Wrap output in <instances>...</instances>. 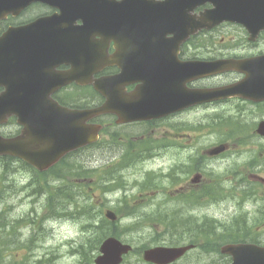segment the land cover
<instances>
[{
  "label": "rangeland",
  "instance_id": "374dc122",
  "mask_svg": "<svg viewBox=\"0 0 264 264\" xmlns=\"http://www.w3.org/2000/svg\"><path fill=\"white\" fill-rule=\"evenodd\" d=\"M216 34L223 39H235L238 35L244 37L242 31L233 26H225L221 32ZM232 106V104H224L218 107L217 111H220L224 116L229 115L230 112H235L231 108ZM213 112L212 108L208 109L209 115ZM194 114L197 117H194L193 114H184L172 121H164L160 124L155 122L151 125L143 123L121 127L114 125L106 131L100 143L69 157L63 168L68 172L66 178H70L78 168L81 171L86 170L85 173L88 174L78 173L75 175V177H86L89 184L83 187H86L87 191L81 192L80 189L73 191V196H78L76 198L78 203L84 199L91 206L89 213L86 214L75 208L76 201H74L68 206L67 204L52 206V210L57 211L59 215L51 216L48 221H45L49 215L47 213L49 207L45 208L44 205L47 194L35 191L39 183L34 177V173L32 170H25L15 165L18 171L11 167V172L6 171L5 173L7 180L5 183L8 186L4 187L6 189L0 190V213L5 211L2 214L7 222L6 226L0 228V264H94L93 258L91 262L86 261L81 254H75L73 249L79 246L81 238L89 239L91 237L90 239L94 243L97 233H95V225L92 224L100 221L102 208L105 211L112 209L117 212L121 239L132 243L136 249H140L144 245H174L189 242V235H195V229H189L186 224L176 221L175 223L171 220L174 218L168 215V205H161L167 201L166 192L172 186L169 174L172 166L175 165L184 166L182 167L183 171L179 170L177 173L179 176H184V180L181 178L182 181L189 178V173L192 170L193 175L196 172H204L206 178L209 177V174H212V177H222L221 187L226 190L232 186V182L227 179V176L230 172L234 173L233 180L238 182L237 189L233 191L234 196L229 194L227 197L228 193H223L220 198L221 202L208 204L206 220L212 219L210 228L215 237L221 241L224 239L222 231L229 228L226 235L240 233L239 237H251L264 242V226L260 221L264 218V185L251 181L248 182L250 183L248 186L241 183L252 180L250 176L253 174L264 176V167L259 165L256 154H242L244 149H251L252 143L241 139L244 135L232 134L233 132L227 128L228 126L223 125L222 128L218 121L221 117L217 120L218 122L211 124L212 119L201 118V113L195 112ZM106 120L109 121L104 118V121ZM202 120L206 126L199 124ZM248 120L250 123H254L257 117ZM189 123L191 124L189 125ZM227 124L233 123L228 121ZM240 124L242 127H237V130H244L245 123L240 122ZM220 143H228L231 152H227L228 154L224 157L214 159L208 156L201 165L195 166L206 150ZM134 145H146L149 150L143 156H151L141 157L131 163L129 167L119 171L118 175L126 186V190L117 189L106 192L104 184L107 183L109 189L118 184V179L107 177L106 172L113 169L124 158L120 155L121 149L124 151ZM261 167L263 169H260ZM1 173L2 169L0 168ZM150 175L153 176L149 177ZM18 179L21 183H12L13 180ZM41 181H48V184L53 183V180L46 179L44 176ZM25 182L30 183V186L25 185L27 188L24 187V190H21L13 198L11 195ZM151 182H154V186L162 190L161 194L140 189L146 183ZM55 183L58 184L60 181ZM61 184L64 183L61 182ZM70 185L72 184L66 183L65 187ZM89 185L90 187H88ZM21 193H26L25 197L29 194L31 199H38L40 202L26 201L23 199L25 197H21ZM253 194H259V204L262 205L260 215L255 219L253 216H255L256 205L251 202ZM125 195H127V204H123ZM155 204L158 207L157 210H154L157 208L154 206ZM132 206L135 207L132 208ZM161 208L165 210L161 211L165 215V224L149 223L141 216L131 215L133 213L131 209H138L141 213H150L153 217H157L156 215H160L158 212ZM189 213L186 211L185 216H188ZM41 216H45L42 228L34 227L33 219L36 221L37 217L39 220ZM168 217L170 220H167ZM25 219L30 223L14 221ZM136 222H140V224H135ZM89 224H91V229L90 227L86 228L87 231L84 232L83 226ZM179 230L184 231L185 239L179 236ZM87 239L84 240V243ZM93 253L95 255L98 251H93L91 248V254ZM218 256V254H208L199 250L191 252L188 258L178 264H214ZM41 260L43 261L41 262ZM123 264L145 263L141 258L132 254L126 258Z\"/></svg>",
  "mask_w": 264,
  "mask_h": 264
},
{
  "label": "flooded vegetation",
  "instance_id": "af4514ba",
  "mask_svg": "<svg viewBox=\"0 0 264 264\" xmlns=\"http://www.w3.org/2000/svg\"><path fill=\"white\" fill-rule=\"evenodd\" d=\"M119 1V0H117ZM4 5L0 8L4 12L6 7L12 4L11 0H3ZM9 3L8 5L6 4ZM212 5L206 3L195 9L196 13L206 10ZM121 10L127 9V6H120ZM15 10L13 7L9 9ZM52 16V19L47 20L52 24L53 35L48 41V48L50 50L49 60L44 61L43 50L41 47L30 46L29 49V69L35 70L40 75L60 76L69 73H78L81 76V81H85L87 76H93L94 79L117 76L122 73L118 88L121 91L122 98L126 104L132 109L125 116H139L144 112L145 107L151 108V105L156 102L159 95L154 94L152 91L159 88L161 82L173 83L175 81L187 80V86L189 89L196 88H213L224 84L233 83L244 80L246 74L241 72H226L218 75L208 76L204 78H198L196 76L202 74L201 71L197 72L191 64H186V61H198V60H215L223 59L224 57L245 59L255 58L264 64V29L260 27L255 36L257 39L252 41L249 39L251 33L242 24L237 23H223V26H233L242 31L243 36L238 35L235 39H218L213 33L220 32L222 26L212 30H202L196 36H192L180 44L179 47L173 45L168 48L171 52L164 57L161 63L159 60H153L149 62L150 53H144L143 48L137 45L138 38L128 37L127 29L121 31L122 36L120 38L112 36V32H109L105 38H100L99 43L93 44L91 47L92 39L88 34L84 37V40L90 44L86 54L77 53L78 46L76 45V29L83 25L84 19L79 16H72L65 20L63 11L57 5L49 4L42 0H27L23 7L19 8L16 12H8L4 17L0 19V39L1 37L13 27H22L30 25L40 19H46ZM253 29L256 27L252 25ZM67 31L64 36V31ZM31 34V31H29ZM6 41V40H4ZM120 44V56H115L117 51L116 43ZM232 41L236 43L231 46ZM10 42L13 43V40ZM102 43V44H101ZM102 45V46H101ZM87 49V48H86ZM88 50V49H87ZM178 51V52H177ZM100 53V55H99ZM32 55L35 56V60H32ZM177 55V57H176ZM258 67L259 71L256 78L264 83V70L260 68L259 64L254 65V68ZM160 68L166 71L164 80L160 77ZM191 78V80H189ZM51 83V82H50ZM121 83V84H120ZM259 90L264 88L263 85H258ZM3 86L0 85V92L3 90ZM151 88V94L150 90ZM117 89V87H116ZM139 90V92H138ZM61 105L71 108H89L102 104L107 97L102 96L95 88L93 83H78V81H72L69 84L62 85L55 90L53 94ZM165 97V93L163 94ZM173 97L180 98V95H174ZM198 95H193L190 92L183 94L185 101L195 100ZM237 103L238 111L240 115H245L241 118H236L239 122L245 123L244 130H237L239 135H244L242 138L245 140L253 141V152H258L264 156V137H262L257 130V126L264 120V98L262 99H249L246 97H231L225 100H213L204 103H196L193 108L204 106L212 108L213 111H217L218 106H222L226 103ZM148 104V105H147ZM191 113L190 109L175 112L169 116L154 119L151 121H141L140 119L130 120L127 124H119V116L114 113H109L104 116L95 119H89L88 123L100 122L104 124V129L111 128L114 125L128 126L130 124H143L151 125V123H162L164 121H172L178 116ZM210 115L213 122L223 120V118L217 112H213ZM217 115V116H215ZM257 117L254 123H250L248 119ZM206 116V119H209ZM221 117V118H220ZM107 118L109 121H104ZM220 118V120H218ZM218 120V121H217ZM237 127L241 128V124H237ZM23 126L18 125L16 117H11L5 124H0V135L13 137L18 135L22 131ZM252 131V132H249ZM116 136V135H114ZM259 138V139H258ZM216 146V145H215ZM88 147H91L88 146ZM229 147V144H228ZM107 151V149H105ZM149 149H141L133 147L131 149L120 150V155L136 154L137 156H143ZM177 152V151H176ZM207 153L211 152L209 149ZM231 152L230 148H227L225 152L220 154L211 155L210 158L224 157ZM243 154V153H242ZM72 156V155H71ZM208 158L206 155H202L199 158L195 166H199L203 163V160ZM182 167L175 165L172 166L169 177L172 181V188L165 198L167 201L161 205H168V215H171L174 219H187L192 215L196 219L204 220L207 217V209L204 212H198L197 209H191L188 205L194 204H214L220 201L223 194L221 182L223 180L220 176H213L209 174V177H205L204 172H197V180L192 181V174L189 173V178L184 180V176L177 175ZM183 171V170H182ZM208 174V173H207ZM228 177V176H227ZM182 178V180H181ZM264 183V180H256ZM191 189H195L191 192ZM154 192L158 194L162 193L161 189H156ZM162 208L159 210L161 213ZM186 211H189V215H186ZM164 213H162L163 215ZM183 214V215H182ZM180 215H182L180 217ZM165 216V215H164ZM91 229V224H90ZM91 238V237H90ZM89 250L91 254V241L89 244ZM42 262V261H41Z\"/></svg>",
  "mask_w": 264,
  "mask_h": 264
},
{
  "label": "water",
  "instance_id": "95a60500",
  "mask_svg": "<svg viewBox=\"0 0 264 264\" xmlns=\"http://www.w3.org/2000/svg\"><path fill=\"white\" fill-rule=\"evenodd\" d=\"M12 4L9 7L23 6L27 0H11ZM54 5L60 6L63 11L65 20L72 16L83 17L84 24L76 29V45L77 53L86 54L90 52V44L84 40V37L88 34L89 38L95 36V34H104L106 37L110 31L107 29L110 25H114V28L119 31L128 30L133 37L139 38L138 45L143 46L144 42H147L149 46V52L151 57L161 58L162 50L160 45L163 43V39L167 33H173L175 37V44L178 46L180 41L185 40L190 33L197 29L205 26H209L208 22H219L224 20L231 21H243L246 24L256 26L254 31H258L260 27H264V0H165L163 3H158L160 7H165L172 13L178 12L181 14H189L195 7L205 2L213 3L214 7L202 13L200 19L196 20L195 16L192 22L189 21L188 17H183L189 23L184 24L181 22L176 23V16L169 15L164 20H154L142 16L141 13L136 10H131V4L134 3L132 0L128 2L124 1L127 5V19L121 25H118L119 20L104 19V7L107 5V0H44ZM4 2L0 0V7ZM168 10V11H169ZM115 13V11L113 12ZM42 19L32 25L26 27L16 28L6 34V38L15 40L11 44L3 45L1 48L0 55V78L1 83L7 86V90L0 95V115H4V112L14 110L19 114L20 121L25 122L28 126L32 124L41 126V111L44 109L43 103L50 101L51 94L58 85L76 79L79 75H40L35 70L29 69V49L28 47L37 46L43 50L44 61L49 60L50 50L48 48V41L53 35L52 24ZM164 22V23H163ZM31 31V34L30 32ZM68 35L67 31H64V36ZM162 40V41H161ZM174 41H171L173 43ZM168 44V41H165ZM164 43V44H165ZM88 50H87V49ZM144 50V49H143ZM32 58V57H31ZM34 61L35 58H32ZM232 60L220 61V65H224L225 68L234 67ZM243 62H237L235 67H241L239 65ZM264 65V64H263ZM119 76L109 78L105 83L96 81V87L103 93L114 91L116 94H120L119 91L115 90V86L119 85ZM51 82V83H50ZM108 86V87H107ZM110 86V87H109ZM151 94V88H149ZM154 94L159 95L153 105L155 110L167 112L168 108L162 103L168 98V88L163 85L158 90L152 91ZM165 93V97L163 94ZM264 95V88L261 91ZM148 105V104H147ZM164 105V106H162ZM149 106V105H148ZM132 109L128 104L119 105L118 101L108 100L103 105L91 109V111H74L73 117L81 120L88 119L94 115L115 111L117 112L123 121L146 118L148 117L149 110L145 107L144 114L140 116H125ZM64 113V117L69 115ZM71 114V113H70ZM154 114H158L156 111ZM153 114V115H154ZM71 116V115H70ZM33 118V119H32ZM125 119V120H124ZM34 120V121H33ZM67 125V124H66ZM65 125V126H66ZM264 128V122L260 126ZM71 130L74 132L67 131L68 135H64V148H59L58 145H52L48 149H45L44 143L31 144L33 151L28 150L27 141L32 140L30 133L27 129L24 130L23 135L17 140H11L7 142L0 141V152L1 151H15L20 152L23 157L30 159L32 163L38 165L39 168L44 169L57 161L66 151L69 149L76 148L80 145L86 144L96 139L97 132H91L87 134V131L82 129L79 125H71ZM98 130V129H97ZM61 139L58 138L59 143ZM27 154V155H25ZM108 216L115 219L113 212H109ZM191 245L183 247L165 248L158 247L154 249H148L145 251V258L147 260L156 263H168L179 256H181ZM131 245L124 244L116 237H109L103 243L101 250L103 252L97 258L98 264H118L123 260V254L127 253L131 249ZM223 252H228L233 255V262L231 264H264V246H260L254 243H238V244H227L223 247Z\"/></svg>",
  "mask_w": 264,
  "mask_h": 264
},
{
  "label": "trees",
  "instance_id": "16d2710c",
  "mask_svg": "<svg viewBox=\"0 0 264 264\" xmlns=\"http://www.w3.org/2000/svg\"><path fill=\"white\" fill-rule=\"evenodd\" d=\"M60 204V203H58ZM51 206H56L55 204H51ZM88 205L87 204H83L81 206L82 210L85 212H88ZM54 213H57V211H53ZM1 216V215H0ZM5 218L3 216H1L0 218V228L6 226L7 222L6 220H4ZM108 224V225H106ZM95 233H97V237L96 239H94V245H95V249L99 248V244L103 241L104 238H106L107 236L111 235H116V236H120L119 232L116 230V226L114 223H110L107 219H103L100 223V225L96 226V231ZM239 235L237 233H233V239H238ZM191 241L193 242H199L200 241V237L198 236H191L190 237ZM87 243V241L85 243H83L80 247V252L83 255V257L86 260H89L90 258H88V248L85 245ZM209 249H217L216 246H211Z\"/></svg>",
  "mask_w": 264,
  "mask_h": 264
},
{
  "label": "bare ground",
  "instance_id": "6f19581e",
  "mask_svg": "<svg viewBox=\"0 0 264 264\" xmlns=\"http://www.w3.org/2000/svg\"><path fill=\"white\" fill-rule=\"evenodd\" d=\"M60 256H62V254H59Z\"/></svg>",
  "mask_w": 264,
  "mask_h": 264
}]
</instances>
